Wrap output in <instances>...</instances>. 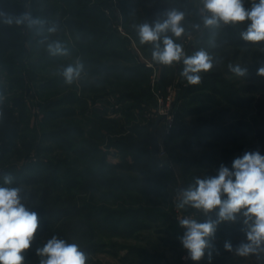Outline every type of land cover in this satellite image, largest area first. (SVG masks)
I'll return each mask as SVG.
<instances>
[{"label": "rangeland", "instance_id": "rangeland-1", "mask_svg": "<svg viewBox=\"0 0 264 264\" xmlns=\"http://www.w3.org/2000/svg\"><path fill=\"white\" fill-rule=\"evenodd\" d=\"M126 1L106 0V8L103 9L105 19L98 17L99 25L97 26L102 33H106L107 28L112 33L115 32L108 50H115L123 58L112 60L126 67L139 63L147 69V74H145L147 78L144 74L143 76L138 75L139 78L133 80V85L148 93L145 98L142 97L144 100L147 97L152 100L155 80H152L151 77L156 74L154 79L157 78L159 81L162 66L153 61L150 49L139 42L137 26L145 22L149 23L143 16L142 8L137 6L124 12L125 5L131 3ZM188 2L194 8V12L186 15L182 22L185 25V33L182 35L184 51L195 44V41L208 29L203 25L202 10H199L198 0H188ZM173 3L177 4L178 2L170 1L168 5H173ZM252 3L253 0H245L244 7L250 9ZM88 4L91 7L96 5L95 0L89 1ZM51 5L56 11L42 17V20L47 24L43 30H35L30 33L27 25L23 24L22 27L15 25L18 33L27 37L24 49L12 51L8 56V61L0 64V97L3 98L0 103V128L2 125H9L3 123L6 117V108L12 109V116L18 123L17 137L12 142L6 141L3 139L4 137L0 138V173L6 172L11 179L17 177L18 174L28 177L38 176L41 173L45 175L46 171L41 163L58 165L60 168L58 173L61 176L64 175L68 163L71 167H77V171L82 172L85 169L83 162L90 157L79 158V155H76L72 150L83 147L97 148L99 153H107L108 164H118L121 159H124L120 149H124L122 144L126 143V140L121 137H126V135H132L134 138L142 136L146 137L147 141V136L155 123L148 119L151 106H153L152 102L150 106L145 100L146 102H142L138 107L129 108L127 106L134 105L132 98L126 100L127 102H118V96L110 94L113 91H124L122 87H125L126 84L132 85V83L124 80L116 85L119 88L114 89L109 86L110 82L102 74L92 73L95 70L88 61L99 59L98 61L103 63L106 61L105 57L93 58L92 55L87 54L86 49L82 46L84 42L80 44L78 36L71 32L74 28L70 29L66 25V20L76 23L75 17L71 16L69 10L63 12L61 4ZM24 6L28 13L29 7L27 8V6L29 4L25 2ZM44 7L49 8L50 6H39L41 9ZM247 23L245 21L229 24V27L242 30L247 28ZM197 24L200 25L199 29L194 27ZM52 26L56 27V31L49 33L47 28ZM116 33L120 37H117ZM45 38L47 41H59L68 50L69 55H51L53 59H48L50 54L46 49ZM211 39L218 38L214 34L208 40ZM128 49H131L135 60L127 54L129 53ZM225 49L230 51L231 60L229 59L226 64L220 66L219 70H221L222 76L234 88L248 87L252 82L247 78L229 74L225 70L237 65L242 67L245 64L260 65L264 60V48L244 46L225 47ZM232 53H237L235 58ZM185 55L187 56V52ZM77 59L83 63L84 72L80 80L68 85L60 75V71ZM148 64L153 68H148ZM182 64V62H178L173 65L172 82L165 87L157 86V90L165 94L169 86L175 84L173 89L175 93L176 84H181L179 82V67ZM116 83L114 82V84ZM187 85V81L182 83L183 87ZM252 86L253 90L247 95L243 94L244 97L250 96L256 99L264 95L261 84L256 86L252 84ZM103 89L106 91L104 92ZM106 92L109 95L102 96ZM134 92L138 94L141 90ZM204 94L210 98L204 102L193 104L189 108V112L184 111V99L181 98L179 103L181 113L174 126L181 127L182 125L185 128H190L192 132L184 131L172 142H166L161 131L158 130L155 133L157 138L163 141L166 152L164 163L167 164L169 172H166L168 174L165 178L156 180L158 185L152 188L153 190L149 188L151 184L148 183L144 184L142 189L138 188L137 184L128 189H115L97 182V187L87 192L86 198L91 201V205L94 207H105L106 210L118 212L128 208L133 209V212L140 209L138 210V221L131 227L133 231L129 235L126 234L127 230L121 229V226L114 232L111 231L112 225L105 226L104 229L93 228L97 231L96 240L104 245V250L90 254V261L87 264H185L188 254L180 239L185 230L180 226L179 220L183 218H194L197 222H205L208 219L216 220L218 209L205 215L200 210L195 212L189 206L179 208V193L186 188L195 186L197 179L216 176L221 164L231 168L232 161L241 157L244 151H259L261 155H264V146L255 136V125L252 119L255 118L258 124H261L264 114L253 107L255 100L250 103V106L244 108L224 100L221 95L210 94L208 91ZM112 100L116 101L114 103L118 105L116 110H110L113 105ZM99 101H103L100 109L97 107ZM17 102H20V106L19 104L15 105ZM177 106L178 103L175 100L174 111ZM106 109H109L108 113ZM101 118L109 120L112 125L101 121ZM232 125L235 126L233 131L230 130ZM206 128H210L212 134L199 131L193 133L195 129ZM43 140L46 141L43 142ZM3 144L8 145L5 150H1ZM180 144L185 145L184 149L178 147ZM43 145L44 147H41ZM45 147L50 150L44 151ZM145 149L150 151V146L148 145ZM100 155L95 154L92 157L91 171L97 169L96 164ZM198 159L205 161H198ZM38 165L41 168H35ZM119 171L118 169L117 173L128 176H147L146 172L141 174L130 169ZM42 178L39 179L38 186L49 184V181H43ZM14 182H16L14 186L13 181L11 184L0 182V186L22 187V202L28 209L33 210L41 205L40 192L38 195H31L36 190L34 185L18 182L16 178ZM73 193H77V191L75 190ZM55 194L56 192H53L51 197ZM121 205H124L123 209L118 208ZM246 231L242 215L238 216L234 222L219 223L214 235L209 238L210 247L205 250L204 257L200 261L191 260L188 264H210L219 261L221 255L218 256L215 252H212L211 259H209V252L212 248L225 242H246ZM33 240L39 244L44 239L35 233ZM30 246L32 247V245ZM27 251L25 250L22 255H25ZM228 255V258H233L234 263L237 264H264V248L248 256H240L236 254V250Z\"/></svg>", "mask_w": 264, "mask_h": 264}, {"label": "trees", "instance_id": "trees-1", "mask_svg": "<svg viewBox=\"0 0 264 264\" xmlns=\"http://www.w3.org/2000/svg\"><path fill=\"white\" fill-rule=\"evenodd\" d=\"M89 1L91 0H0V13H4L5 16H20L26 13V7L24 6V3L27 2V4H29L27 8L29 7L28 13L30 16L33 19L42 20L43 16H46L49 13L52 14L56 11V9L53 8L51 4H61L62 11L66 12L69 10L71 16L75 17L77 20L76 23H71L70 20H66V25H68L70 29L71 27L74 28L71 30V32H73L75 36H78L80 44H83L84 42L82 46H84V49H86V53L92 55L93 58L100 56L105 57L106 61L103 63H100L98 61L99 59H90L88 61L89 65H93L92 67L95 70L92 71V73L102 74L103 77H106L110 82L108 83L109 86L114 89L119 88V86L116 85L120 84L119 82L121 81L126 80L127 82L132 83V85L126 84L125 87H122L124 91H113L110 94L117 95L118 102H127L129 98H132L134 105L127 106L129 108L138 107L145 100L148 101L147 104L151 105L152 100L149 97H147L145 100L143 99L148 93H146V91L142 90L141 88L137 89L138 87L133 85V80L138 79V75L143 76L144 74V76L147 78L145 75L147 74V69L142 64L137 62V65L134 64L133 66L126 67L119 65L117 61L112 60L114 58L117 60L123 58V56H120V54L115 50H108V48H110L109 43L115 36V32L112 33L110 29L107 28V32L104 31L106 33H102L99 30L100 28L97 26L99 25L98 17H103L105 19L103 9L106 8V0H95L96 5L94 7H91L88 4ZM170 1H177L178 3L168 5V2ZM126 2L131 3L129 5H125L124 8H126V10L124 9V12L130 11L137 6H140L143 11V16L149 21V24H152L156 20L164 19L165 17L163 14L168 9H177L182 11L185 13V16H188L194 12V8L189 4L188 0H127ZM256 2L258 3V0H256ZM41 5H48L50 7H44L41 9L39 8ZM3 20L4 17H0V64H4L6 61H8V56L12 51L14 52L18 49L22 51V48L24 49L25 39H27V37L25 38L21 33H18L17 28H15V23L13 25H9L4 23ZM22 25L16 26L22 27ZM46 26L47 24L45 23L43 29ZM183 26L185 28L184 24ZM246 29V27L242 30L232 29L229 27V24L221 25V27L215 29L208 28L205 34L200 36L195 41V44L189 48V56L194 55L200 50L206 51L212 57L214 67L211 71L201 75V83L197 85H190L188 83L187 86L183 87L182 83H185L186 81H180V96L177 97L176 103H178V106L176 111H174L175 122H178V117L181 113V107L179 104L181 100H185L183 102L185 106L184 111L189 112V108H191L193 104H197L202 101L204 102L210 98L204 94L206 91H208L210 94L214 93L216 95H221L224 100L232 103L233 105L244 108L250 106V103L255 100L253 107H255L258 112H263L264 114V95H261L256 99L250 96L244 97L243 95H247L248 92L253 90L252 84L255 86L261 84V88L264 89V79L257 75L258 68L264 66V60L260 65L255 64V66H253L245 64L243 67L240 66L247 69V74L242 77L247 78L252 82L251 85L245 88L240 87L237 89L232 87V85H230L228 81H226V79H224L222 76L221 70H219L221 69L220 66L226 64L230 59V51H227L225 47L235 48L255 46L256 48H264V42L253 43L242 39L241 33L246 31ZM35 30H40L39 26H34L32 28L28 27V32L30 33ZM214 34L218 39L208 40L209 37L211 35L214 36ZM167 35L171 36L172 34L169 32ZM117 37H120V35L117 34ZM172 38L175 40V42L182 45V36L179 38ZM85 39L86 41H84ZM160 43L162 45V39ZM145 45L150 49L151 52H153V44L148 43ZM128 52L129 53L127 54L133 57L131 49H128ZM237 53H232L233 58L236 57ZM48 59L52 60L53 57L50 55ZM133 59L135 60V57H133ZM161 66V76L157 82V85L160 87H165L167 84L172 82L174 69L172 68L173 66ZM231 68L232 67H229L225 70V72L236 75L231 70ZM114 82L117 83L114 84ZM139 90H141V92L138 94L134 92ZM103 91L105 92L106 89H103ZM106 94L107 92L103 93L102 96H106ZM18 104L20 106V102H17L15 105ZM12 113V109L6 108V117L4 122H2L6 123V125H9H2L0 128V138L4 137L3 139H6V141L8 140V142H12L17 137L16 127L18 123H16L14 120ZM94 113L99 114L96 111H94ZM99 116L101 115L99 114ZM252 119L253 124L255 125V136L264 146V117L261 124H258L255 118ZM101 121L112 125L109 120H103V118H101ZM232 126L230 127L231 131L235 130V126ZM184 131L192 132L190 128H185L182 125L181 127L178 125L176 127L174 126L171 134L165 138L166 142L175 141V139L179 137L182 132L184 133ZM196 131L212 134L210 128L203 130L195 129L193 133ZM121 138L126 140V143L122 144L124 149H120L121 155L124 157V159H121L120 163L118 164H108L106 160L107 153H99V149L97 148L91 149L90 147H83L72 150L76 155H79V158H88V156L90 157L88 160L86 159V161L83 162L85 169L82 172L77 171V167H71L70 163H68L66 164L67 167L64 175L61 176L58 173V169H60L58 165L41 163V165L44 167V170L46 171L45 175L41 173L38 174V176L33 175L28 177L23 174H18L17 177H13L11 179V181H13V186L16 185V182H14L15 178L18 182L20 181L26 184L34 185L36 190L31 193L32 196L38 195V192H40L39 200L41 205L33 210L27 209L38 214V230L36 234L44 240L39 244H37L34 240L32 241V247L30 246L24 255V264H40L41 257L36 254V249L42 247L47 242V240L51 239L53 236L63 239L68 243L78 244L80 249L87 256V264L90 261V254L102 252L104 250V245L100 243V241L96 240L97 231L93 228L97 227L98 229H104L105 226L108 227L112 225L111 231L114 232L116 228H120L121 226V229L127 230V235L132 233L133 229L131 227L137 223V218L139 215L138 210L140 209H137L133 212V209H123L124 205H121L118 206V208L123 210L118 212L115 210H106L105 207H94L91 205V201L86 198L88 195L87 192L95 189L97 187V182H101L107 187L115 189H128L130 186H136V184L139 186L138 188L142 189L143 185L148 183L151 184V187L149 185V188L152 189L158 185L156 180L165 178L168 174L166 172L169 171L166 163H163V165L160 166L156 159L151 155L150 151L145 149L148 146L146 137L144 138L139 136L134 138L132 135H126V137ZM45 141L46 140H43V142ZM119 145L121 144L119 143ZM7 146L8 145L5 146L3 144L1 150H5ZM41 147H44V145ZM178 147L184 149L185 145L180 144ZM49 150L50 149H47V147L44 148V151ZM167 152H169V150H167ZM244 153L245 151L242 152V154ZM95 154H101V157L97 161V169L91 171L92 157H94ZM128 157L130 159H127ZM202 160L204 159H198V161ZM35 168H41V166L38 165ZM118 169L120 170L119 172H122V169H130L132 171L134 170L135 172L138 171L141 174L146 172L147 176L144 177V175L135 177L124 175L122 173L119 174L117 173ZM42 175L45 179L42 178ZM6 177H10V175L8 176L6 172L0 173V182H5ZM40 178H42L43 181H49V184L42 187L38 186ZM75 190L77 193H73ZM53 192H56V194L51 197ZM240 244V241L237 243H231V251L225 248V243L214 246L209 253L212 255V252H215L218 256L221 255V257L219 258V261L210 264H237L234 263L233 258H228V253L236 250Z\"/></svg>", "mask_w": 264, "mask_h": 264}, {"label": "clouds", "instance_id": "clouds-1", "mask_svg": "<svg viewBox=\"0 0 264 264\" xmlns=\"http://www.w3.org/2000/svg\"><path fill=\"white\" fill-rule=\"evenodd\" d=\"M202 22L205 28H219L222 24H236L247 21L246 31L241 33L247 42H264V0H253L250 9L244 7L245 0H201ZM164 19L152 24L147 22L137 26V34L141 44L154 45L152 59L164 66H173L182 62L181 75L190 85L201 83V73H207L214 67L212 57L204 50L186 56L183 46L172 37H181L185 33L182 24L185 13L177 9L164 12ZM6 24L27 25L29 28L39 26L43 30L46 23L33 19L29 13L12 17L5 16ZM196 29L200 25H194ZM49 33L56 27L47 28ZM171 33L169 36L167 33ZM162 39V45L160 43ZM46 41V49L50 55L66 56L68 50L59 41ZM231 70L237 76H245L247 69L240 66ZM84 72L83 63L77 59L60 71L66 84L71 85L81 79ZM257 75L264 77V66L257 70ZM3 98L0 97V103ZM11 177L5 178V184H11ZM23 188L20 186H0V264H23L22 253L30 248L34 235L38 230V214L26 208L23 200ZM179 208L189 206L202 211L205 215L216 212L217 219L197 222L194 218H183L179 224L184 228L180 237L188 258L200 261L205 250L210 247L209 238L216 231L219 223L234 222L238 216L243 217L246 226V242L236 248V254L248 256L264 248V155L259 151H246L241 157L232 161L231 168L221 164L218 174L213 177L197 179L195 186L179 193ZM225 248L232 250V245L225 242ZM36 254L41 257L40 264H86L87 256L75 243H68L53 236ZM211 259V253H209Z\"/></svg>", "mask_w": 264, "mask_h": 264}, {"label": "built area", "instance_id": "built-area-1", "mask_svg": "<svg viewBox=\"0 0 264 264\" xmlns=\"http://www.w3.org/2000/svg\"><path fill=\"white\" fill-rule=\"evenodd\" d=\"M198 7L199 10H202V3L201 0H198ZM190 46L188 47V49ZM185 54L187 51H184ZM148 68H153L152 65H147ZM156 76V74L154 75ZM154 76L151 77L152 80H155V83L153 84L154 89L152 91V104L150 114L148 115V119L150 121H156L159 120L158 126L161 128L163 132V138L168 137L171 134V131L174 128L175 125V113H174V103H175V93H174V85H170L169 88L166 90L167 93L163 94L160 92V90H157V78L154 79ZM172 90V91H171ZM113 105L110 107V110H116L118 108V105L111 101ZM107 113L109 112V109H106ZM166 156L165 147L163 145V141L158 138V160L160 161L159 165H163L164 158Z\"/></svg>", "mask_w": 264, "mask_h": 264}, {"label": "water", "instance_id": "water-1", "mask_svg": "<svg viewBox=\"0 0 264 264\" xmlns=\"http://www.w3.org/2000/svg\"><path fill=\"white\" fill-rule=\"evenodd\" d=\"M189 52V49H187V53ZM160 119H157L155 121V123L153 124L148 136H147V143L150 146V153L151 155L156 159L157 163H160V161L158 160L157 154H158V138L155 134L156 128L158 126ZM194 209V208H193ZM194 211L196 212L197 209H194ZM191 261L190 258H188V260L186 261L185 264H188Z\"/></svg>", "mask_w": 264, "mask_h": 264}, {"label": "crops", "instance_id": "crops-1", "mask_svg": "<svg viewBox=\"0 0 264 264\" xmlns=\"http://www.w3.org/2000/svg\"><path fill=\"white\" fill-rule=\"evenodd\" d=\"M187 56H189V52L187 53ZM183 67H184V65L182 64V66H180L179 67V82L180 81H186V79L181 75V72L183 71ZM160 79V78H159ZM176 82V81H175ZM172 85H175V84H172ZM177 85V88L175 87V100L177 101V97L178 96H180V83H178V84H176ZM102 103H103V101H99V103L97 104L98 106L97 107H99V109H100V107L102 108ZM161 131L162 132V130H161V128L159 127V126H157V128H156V131H155V133L157 132V131ZM163 133V132H162ZM163 135V134H162ZM160 139V138H159Z\"/></svg>", "mask_w": 264, "mask_h": 264}]
</instances>
